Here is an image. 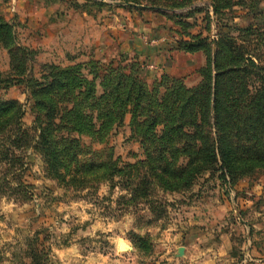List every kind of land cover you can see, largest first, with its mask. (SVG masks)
I'll return each mask as SVG.
<instances>
[{
    "label": "rangeland",
    "instance_id": "374dc122",
    "mask_svg": "<svg viewBox=\"0 0 264 264\" xmlns=\"http://www.w3.org/2000/svg\"><path fill=\"white\" fill-rule=\"evenodd\" d=\"M142 2L0 0L15 41L0 43V102L17 103L23 135L19 148L0 140L14 154L0 155V264H241L249 231H264L263 170L225 184L213 168L184 190L150 183L146 197H132L122 179L75 191L47 175L31 85L53 67L82 68L100 92L122 71L161 98L177 82L200 85L209 64L215 75L216 60L227 69L252 59L262 74L241 73L237 95L262 88L264 0ZM131 120L103 143L81 140L104 160L136 163L145 153Z\"/></svg>",
    "mask_w": 264,
    "mask_h": 264
},
{
    "label": "trees",
    "instance_id": "16d2710c",
    "mask_svg": "<svg viewBox=\"0 0 264 264\" xmlns=\"http://www.w3.org/2000/svg\"><path fill=\"white\" fill-rule=\"evenodd\" d=\"M0 43L15 45L11 26L2 19ZM214 64L216 74L209 64L200 85L188 89L177 82L161 98L122 71L109 72L100 92L80 74L82 68L53 67L43 77L46 82L31 85L39 130L34 148L43 158L47 175L75 191L106 182L114 185L122 179L121 187L132 197L140 193L146 197L150 183L157 182L165 190H184L213 168L221 172L225 184L264 171V81L254 94L242 90L237 95L246 80V75L237 80L241 73H249L250 66L255 75L262 73L252 59L244 67L224 69L217 60ZM60 101L66 104L59 105ZM127 113L132 115L133 135L144 150V159L120 165L112 158L104 160L81 140L88 137L103 143L123 124ZM21 117L17 103L0 102V140L17 148L23 135L14 126H20ZM0 155L9 161L14 154L5 149Z\"/></svg>",
    "mask_w": 264,
    "mask_h": 264
},
{
    "label": "crops",
    "instance_id": "0c3cea01",
    "mask_svg": "<svg viewBox=\"0 0 264 264\" xmlns=\"http://www.w3.org/2000/svg\"><path fill=\"white\" fill-rule=\"evenodd\" d=\"M241 264H264V231L259 236L249 231Z\"/></svg>",
    "mask_w": 264,
    "mask_h": 264
},
{
    "label": "water",
    "instance_id": "95a60500",
    "mask_svg": "<svg viewBox=\"0 0 264 264\" xmlns=\"http://www.w3.org/2000/svg\"><path fill=\"white\" fill-rule=\"evenodd\" d=\"M119 4L125 5V4H124V3H122V2H121V3H119ZM129 5H130V6H134V4H132V3H130Z\"/></svg>",
    "mask_w": 264,
    "mask_h": 264
}]
</instances>
